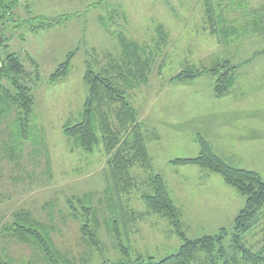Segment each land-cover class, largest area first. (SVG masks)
I'll return each mask as SVG.
<instances>
[{"label": "rangeland", "instance_id": "rangeland-1", "mask_svg": "<svg viewBox=\"0 0 264 264\" xmlns=\"http://www.w3.org/2000/svg\"><path fill=\"white\" fill-rule=\"evenodd\" d=\"M213 1L236 32L228 44L206 30L205 0H24L4 20L0 61L15 54L28 73H33L31 61L38 65L40 76L29 83L36 106L26 137L18 128L17 109L0 117V261L49 264L39 249L18 243L3 230L18 213L49 226L55 247L72 264L161 261L183 244L171 234L167 220L151 215L129 224L121 213L147 212L141 200L149 190L146 172L132 170L138 186L120 202L108 190L103 146L89 155L63 134L64 125L79 121L83 111L87 59L106 65L121 57L120 34L154 61L148 84L130 92L129 100L138 111L153 168L183 212L187 238L233 230L245 198L214 173L170 163L196 158L202 136L227 163L264 177V0ZM73 14L55 24L60 16ZM39 16L53 26L35 33L39 22L31 17ZM70 52L75 56L68 77L50 85V76ZM224 59L236 67L235 85L224 98L214 96L215 78L209 75L188 84L169 83L185 65L206 68ZM83 203L100 223L102 252L81 235ZM115 221L128 249L125 254L110 232ZM243 241L254 251L260 249L264 217Z\"/></svg>", "mask_w": 264, "mask_h": 264}, {"label": "trees", "instance_id": "trees-1", "mask_svg": "<svg viewBox=\"0 0 264 264\" xmlns=\"http://www.w3.org/2000/svg\"><path fill=\"white\" fill-rule=\"evenodd\" d=\"M23 1L0 0V26L6 18H12ZM73 16L75 15H62L55 24L68 21ZM224 18L218 13L213 0H205L206 30L219 43L228 44L229 38L236 32L226 25ZM31 20L39 22L32 30L35 33L53 26L51 20L45 17H31ZM119 43L121 57L110 58L106 65L87 59L84 73L87 97L83 111L79 121H68L64 125L63 134L73 140L72 143L77 149L89 155L94 154L98 146H103L108 157V190L117 196L118 200L122 196H129L138 186L132 170L139 167L146 172L149 190L141 195V200L145 203L147 212L121 213L127 217L129 224L142 221L151 215L165 219L172 228L171 234L181 238L183 244L175 254L161 261H145L138 258L134 262L115 264H264V242L258 251H254L243 241V237L257 225L261 217H264V177L257 172L227 163L213 151L202 136L197 138L200 153L196 158L176 159L170 163L177 166H195L220 176L227 186L245 198V205L237 214L232 231L221 229L215 236L187 238L182 221L183 212L173 201L164 178L153 168L146 136L138 120V111L129 100L130 92L148 84L153 69V58L145 56L144 49L137 43L128 41L122 34L119 35ZM74 56L75 52H70L66 60L57 67L48 80L50 85L68 77ZM31 64L33 73H28L15 54H8L0 61V117L6 116L13 108L17 109V124L23 137L28 133L26 130H29L33 121L36 106L33 87L29 83L39 80L40 76L39 66L32 61ZM235 68L228 59L218 60L206 68L185 65L169 83L188 84L209 75L215 78L214 96L221 99L228 96L235 85ZM70 209L76 210L73 203ZM81 209L82 216L86 218L80 227L81 235L90 246L102 252L103 246L99 240L100 223L91 208L83 203ZM14 218V221L3 229L8 236L18 243L33 245L39 249L49 264H72L55 247L49 226L26 213H18ZM129 224H126V227ZM110 232L116 237L120 251L127 253L128 249L124 246L116 221L112 222ZM228 238L230 241L226 246ZM0 264L7 263L0 261Z\"/></svg>", "mask_w": 264, "mask_h": 264}, {"label": "water", "instance_id": "water-1", "mask_svg": "<svg viewBox=\"0 0 264 264\" xmlns=\"http://www.w3.org/2000/svg\"><path fill=\"white\" fill-rule=\"evenodd\" d=\"M4 41V39L0 36V45Z\"/></svg>", "mask_w": 264, "mask_h": 264}]
</instances>
